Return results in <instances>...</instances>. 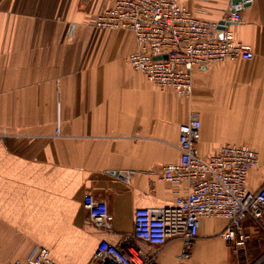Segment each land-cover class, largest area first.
<instances>
[{
	"label": "crops",
	"instance_id": "0c3cea01",
	"mask_svg": "<svg viewBox=\"0 0 264 264\" xmlns=\"http://www.w3.org/2000/svg\"><path fill=\"white\" fill-rule=\"evenodd\" d=\"M109 1L0 0V264L26 261L39 245L58 264H91L100 240L132 236L135 208L188 191L160 177L193 115L200 155L246 143L258 154L247 185L264 184V0L241 6L230 26L253 56L196 68L190 103L131 67L132 31L93 25ZM180 2L218 21L229 0ZM87 192L107 201L110 229L92 224ZM227 222L200 218L189 252L180 256L182 241L170 239L156 264H264V214L243 219V245L219 236Z\"/></svg>",
	"mask_w": 264,
	"mask_h": 264
},
{
	"label": "built area",
	"instance_id": "2783aa9c",
	"mask_svg": "<svg viewBox=\"0 0 264 264\" xmlns=\"http://www.w3.org/2000/svg\"><path fill=\"white\" fill-rule=\"evenodd\" d=\"M243 3L229 0L222 18L210 21L195 16L180 0H110L93 25L132 31L139 47L128 55L131 67L160 88H173L184 96L191 92L196 68L253 56L252 46L236 40L230 27L241 21V7H237ZM178 131L179 157L162 166L160 178L186 182L188 191L176 195L171 205L135 208L132 236L118 243L100 240L91 264H156L157 247L174 238L182 241L180 256H185L197 236L200 218L206 216L226 218L219 236L243 245L248 238L243 219L261 220L264 184L255 190L247 185L249 170L258 163L257 151L245 143L226 142L214 154L200 155L196 146L200 120L194 115L180 123ZM83 205L96 228L110 229L107 201L87 192ZM5 264L58 263L46 246L39 245L26 261L13 259Z\"/></svg>",
	"mask_w": 264,
	"mask_h": 264
},
{
	"label": "rangeland",
	"instance_id": "374dc122",
	"mask_svg": "<svg viewBox=\"0 0 264 264\" xmlns=\"http://www.w3.org/2000/svg\"><path fill=\"white\" fill-rule=\"evenodd\" d=\"M227 60H229V61H233V60H237V59H223V60H219V61H215L214 63H217V62H223V61H227ZM150 82V81H149ZM152 83V82H151ZM153 85H154V83H152ZM169 89H172L176 94H177V92L173 89V88H169ZM191 92H192V89H191ZM191 92L188 94V95H184V96H181V95H178V97L179 98H182L183 100H184V102H186V103H190L191 102ZM190 112H192V111H190ZM246 144V143H245ZM247 145V144H246ZM249 146V145H248Z\"/></svg>",
	"mask_w": 264,
	"mask_h": 264
},
{
	"label": "water",
	"instance_id": "95a60500",
	"mask_svg": "<svg viewBox=\"0 0 264 264\" xmlns=\"http://www.w3.org/2000/svg\"><path fill=\"white\" fill-rule=\"evenodd\" d=\"M234 1L237 2V1H240V0H234ZM243 1H244L243 5H245V4H247L250 0H243ZM243 5H242V6H243ZM240 7H241V6H238L237 8H240ZM221 27H222V26H221ZM221 27H220V28H221Z\"/></svg>",
	"mask_w": 264,
	"mask_h": 264
}]
</instances>
